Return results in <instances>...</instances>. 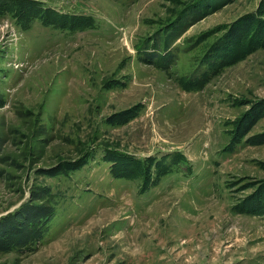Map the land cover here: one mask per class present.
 Listing matches in <instances>:
<instances>
[{
  "label": "rangeland",
  "instance_id": "rangeland-1",
  "mask_svg": "<svg viewBox=\"0 0 264 264\" xmlns=\"http://www.w3.org/2000/svg\"><path fill=\"white\" fill-rule=\"evenodd\" d=\"M0 264H264V0H0Z\"/></svg>",
  "mask_w": 264,
  "mask_h": 264
},
{
  "label": "bare ground",
  "instance_id": "bare-ground-1",
  "mask_svg": "<svg viewBox=\"0 0 264 264\" xmlns=\"http://www.w3.org/2000/svg\"><path fill=\"white\" fill-rule=\"evenodd\" d=\"M138 212V211H137ZM197 230H195V232H196ZM201 234V233H200ZM91 233H89V236L87 237V238H91ZM197 235V234H196ZM204 236V235H203ZM193 237H195V236H193ZM59 240H60V238H59ZM150 240V239H149ZM197 240V239H196ZM61 241V240H60ZM63 241H64V239H63ZM204 241V240H203ZM75 242H77V241H75ZM185 243H186V241H185ZM188 243H190V242H188ZM203 243H201V245H202ZM62 245V244H61ZM185 245V244H184ZM58 246V245H57ZM147 246V245H146ZM149 246V245H148ZM191 247H193V246H191ZM160 249V248H159ZM189 249V248H188ZM196 250H198V249H196ZM200 250V249H199ZM148 251V250H147ZM166 251V250H165ZM186 251H188V250H186ZM153 252V251H152ZM146 253V252H145ZM153 253H155V252H153ZM180 254V253H179ZM145 256V255H144ZM172 256V255H171ZM180 256V255H179ZM191 261V260H190Z\"/></svg>",
  "mask_w": 264,
  "mask_h": 264
}]
</instances>
